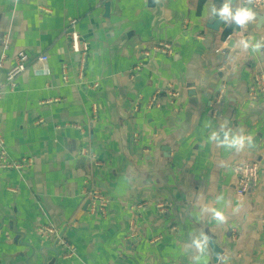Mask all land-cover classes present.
<instances>
[{
	"label": "crops",
	"instance_id": "1",
	"mask_svg": "<svg viewBox=\"0 0 264 264\" xmlns=\"http://www.w3.org/2000/svg\"><path fill=\"white\" fill-rule=\"evenodd\" d=\"M221 2L0 0V84L20 54L29 62L16 91L0 99V132L12 159L34 160L31 169L0 172V264H194L189 234L201 231L223 254L215 259L209 246L200 264H264V168L240 200L235 174L242 162L264 163V98L248 96L253 76L264 73V55L234 47L246 37L264 40V19L240 30L208 18ZM215 22L218 32L209 28ZM67 29L89 46L85 75ZM162 42L174 55L154 56L134 74L141 53ZM223 85L215 120L210 104ZM170 88L178 100L163 93ZM154 97L157 106L148 108ZM224 121L251 135L253 146L235 153L208 142L205 123ZM84 188L111 199L106 217L89 215ZM159 203L168 204L167 215ZM194 205L223 208L227 222H197ZM40 226L53 227L76 258L64 260Z\"/></svg>",
	"mask_w": 264,
	"mask_h": 264
},
{
	"label": "built area",
	"instance_id": "2",
	"mask_svg": "<svg viewBox=\"0 0 264 264\" xmlns=\"http://www.w3.org/2000/svg\"><path fill=\"white\" fill-rule=\"evenodd\" d=\"M255 12H264V0H253V4L251 5ZM40 13L51 14L50 10L39 8ZM75 22H72L73 26ZM67 31L64 34L68 37L71 50L78 54L80 57V75H85L87 68V57L89 46L86 42H84L78 33L74 31ZM204 41V38H199ZM7 49L6 42L3 46L2 59H5L6 54L5 50ZM163 56V57H172L174 55L173 45L170 43H159L148 50H145L141 53L140 58L137 60L136 64L133 67V73H140L143 69L146 68L148 62L154 56ZM41 63H46L48 61L47 56H41L38 59ZM28 58L25 54H20L16 60L15 66L10 70L6 77L5 83L0 84V99H2L5 95L14 93L17 88L18 78L27 70L28 66ZM62 76L63 81L68 82V67L67 65L62 66ZM93 89L99 88L98 83H94L92 85ZM227 85H223L218 91V96L213 104H210V108L212 109V117L213 119H217L219 116V106L221 105L222 100H224V96L227 92ZM169 99L175 101L180 98V94L174 91L172 88L167 89L163 92ZM248 96L252 102H257L260 98H264V73H256L251 81V84L248 88ZM157 98L154 97L147 106L148 108H152L157 106L156 104ZM50 102H45L48 104ZM41 122H37V125H40ZM65 127L72 128L79 132H83V128L78 124H65ZM58 128V127H57ZM85 156V152L81 153ZM34 166V160L31 158H23L22 160H14L11 158L5 139L0 132V172H22L26 169H31ZM264 168V163L259 164L256 162H242L235 167V174L237 175V188H236V198L242 199L244 198L248 192L252 190V188L258 186L259 183V175L261 168ZM11 193H16V190L9 189ZM81 196L88 200V213L90 216H101L106 217L109 207L112 203L111 199L107 196L101 194L99 191L94 189L84 188L81 191ZM134 210L133 208H131ZM157 210L163 216L168 214L169 206L166 203H159L157 205ZM39 234L42 239L49 240L56 244V246L64 249L65 253L63 255L64 260H70L76 258V250L72 244H70L67 240L62 238L59 233L51 226H40ZM136 236V224L134 221L130 222L129 225V235L128 240H134ZM235 241V239H233Z\"/></svg>",
	"mask_w": 264,
	"mask_h": 264
},
{
	"label": "clouds",
	"instance_id": "3",
	"mask_svg": "<svg viewBox=\"0 0 264 264\" xmlns=\"http://www.w3.org/2000/svg\"><path fill=\"white\" fill-rule=\"evenodd\" d=\"M252 4L253 0H236L235 4H233V0H222L218 7L215 3H212L208 10V18L214 17L223 21L226 25L244 30L250 22L258 19L257 13L251 7ZM234 47L264 55V40H257L254 37L242 38L235 43ZM204 127L209 129L208 142L226 151L240 153L246 148L253 146V137L241 131H234L230 127L229 121H224L219 128H213L210 122L205 123ZM224 199V196L220 195L216 197L215 203L220 205ZM238 211L239 208L233 209L234 213ZM205 216H210L211 220L221 225L225 224L228 219L225 210L221 207L209 205L193 206L194 220L202 223ZM210 241L211 237L203 231L198 234H189L188 248L195 250L196 253L194 264H200L201 259L206 256ZM220 255L219 253L217 254L218 259Z\"/></svg>",
	"mask_w": 264,
	"mask_h": 264
},
{
	"label": "water",
	"instance_id": "4",
	"mask_svg": "<svg viewBox=\"0 0 264 264\" xmlns=\"http://www.w3.org/2000/svg\"><path fill=\"white\" fill-rule=\"evenodd\" d=\"M106 11L108 12L109 11V6H107L106 7ZM258 15V21L261 23V22H263V19H264V16L263 15H260V14H257ZM212 24H214L213 26H210L209 28L211 29V30H213V31H215V32H218V30H219V25H220V22H215V23H212ZM206 234H208L210 237H211V241H210V244H209V246L211 247V250L213 251V255H214V258L215 259H217L218 257H217V254L219 253V254H223V252H222V250L220 249V248H218L216 245H215V243H214V236L213 235H211V234H209V232H205ZM220 255V256H221Z\"/></svg>",
	"mask_w": 264,
	"mask_h": 264
},
{
	"label": "trees",
	"instance_id": "5",
	"mask_svg": "<svg viewBox=\"0 0 264 264\" xmlns=\"http://www.w3.org/2000/svg\"><path fill=\"white\" fill-rule=\"evenodd\" d=\"M229 33H230V32H228V34H227V35H229Z\"/></svg>",
	"mask_w": 264,
	"mask_h": 264
}]
</instances>
